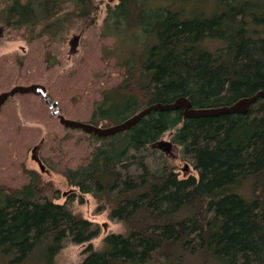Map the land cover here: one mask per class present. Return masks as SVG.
I'll list each match as a JSON object with an SVG mask.
<instances>
[{
  "label": "trees",
  "instance_id": "16d2710c",
  "mask_svg": "<svg viewBox=\"0 0 264 264\" xmlns=\"http://www.w3.org/2000/svg\"><path fill=\"white\" fill-rule=\"evenodd\" d=\"M166 1L158 12L146 0H120L109 11L102 35L120 47L109 54L128 57L87 123L110 127L180 97L196 109L231 106L264 89V0H220L207 13L193 0ZM92 14L93 0H7L0 8L5 26L28 40L54 41L65 19ZM72 130L88 138L86 158L51 169L125 229L105 236L102 249L89 244L80 264H264V98L245 114L152 111L109 137ZM183 159L196 174H181ZM29 174L22 187L0 185V257L18 264L41 250L45 264H57L66 242L88 243L99 229L73 211L75 194L56 203L51 184Z\"/></svg>",
  "mask_w": 264,
  "mask_h": 264
},
{
  "label": "rangeland",
  "instance_id": "374dc122",
  "mask_svg": "<svg viewBox=\"0 0 264 264\" xmlns=\"http://www.w3.org/2000/svg\"><path fill=\"white\" fill-rule=\"evenodd\" d=\"M6 1L0 0V8L5 6ZM93 2L95 14L90 19H65L63 31L54 41L46 36L28 40L24 29L8 28L0 20L3 28L0 33V93L15 86L42 84L47 88L48 95L58 103L61 115L87 123L91 119L95 101L102 99V91L121 80L118 64L128 57L125 52L110 55L112 47L120 49L116 36L102 35L109 11L120 0ZM166 2L146 0V7L158 12ZM219 2L221 1L193 0L192 5L196 6L195 11L207 13L213 12ZM178 7L179 3L174 5L175 9ZM73 8L69 2L65 4L63 13ZM91 17L96 18L91 20ZM74 36H79L78 52L70 55L69 42ZM165 140L170 141L169 135L165 136ZM39 143H42L40 158L49 173L41 172L38 164L31 158L33 147ZM85 149H89L88 138L80 131L61 125L59 118L38 96L17 94L0 111V185L22 187L30 181L29 172L35 170L43 182L51 184L52 192L59 195L56 203H66L75 194L76 200L71 204L73 211L82 213L98 226L99 235L90 242H66L55 258L57 264H80L89 244L102 249L105 236L125 232L123 224L112 219L108 211L101 210L92 195H81L77 188L69 186L65 177L51 169L56 160H61V163L69 161L72 165L82 162L86 158ZM178 163L182 175L196 174L190 161L183 159ZM80 196L83 203H80ZM42 258V251L38 250L29 259L18 264H45ZM202 260L200 258L192 264H203ZM0 264H9V258L0 257Z\"/></svg>",
  "mask_w": 264,
  "mask_h": 264
},
{
  "label": "water",
  "instance_id": "95a60500",
  "mask_svg": "<svg viewBox=\"0 0 264 264\" xmlns=\"http://www.w3.org/2000/svg\"><path fill=\"white\" fill-rule=\"evenodd\" d=\"M109 1H112V0H109ZM2 29L3 28L0 26V33ZM78 41H79V36H74L70 40L69 42V45H70L69 54L70 55L77 54ZM17 94H21V95L32 94V95L40 97L42 101L51 109V111L59 118V122L64 127L71 128V129H79V130L84 131L85 133L97 135L98 137H109V136H113L120 132L130 129L131 127L136 125L146 115L156 110L171 111V110L182 109L183 115L187 118L217 116L220 114H236V113L245 114L247 113V111L253 104H255L259 99L264 98V89L258 91L256 94H254L251 97H246V98H243L237 101L231 106L212 108V109H196L193 107V104L191 103L190 100H188L185 97H180L172 103L152 104L144 108L143 110H141L139 113L135 114L134 116L130 117L129 119L119 124H116L110 127H105V128L93 125L91 123L68 119L64 117L63 115H61L58 103L55 102L48 95L47 88L42 84L15 86L9 91L0 93V110L2 106L8 101L9 98ZM168 143L169 142L165 144H168ZM41 147H42V143H39L33 147L31 158L33 161H35L38 164L41 172L49 173L50 171L46 169V166L44 165L42 159L40 158Z\"/></svg>",
  "mask_w": 264,
  "mask_h": 264
},
{
  "label": "bare ground",
  "instance_id": "6f19581e",
  "mask_svg": "<svg viewBox=\"0 0 264 264\" xmlns=\"http://www.w3.org/2000/svg\"><path fill=\"white\" fill-rule=\"evenodd\" d=\"M226 107V106H225Z\"/></svg>",
  "mask_w": 264,
  "mask_h": 264
}]
</instances>
